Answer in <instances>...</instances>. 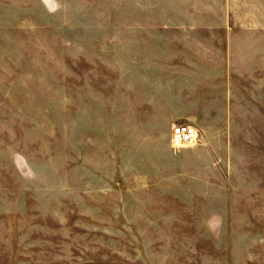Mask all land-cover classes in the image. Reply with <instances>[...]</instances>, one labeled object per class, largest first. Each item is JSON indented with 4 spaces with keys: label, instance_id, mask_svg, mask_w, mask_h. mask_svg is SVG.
I'll use <instances>...</instances> for the list:
<instances>
[{
    "label": "rangeland",
    "instance_id": "obj_1",
    "mask_svg": "<svg viewBox=\"0 0 264 264\" xmlns=\"http://www.w3.org/2000/svg\"><path fill=\"white\" fill-rule=\"evenodd\" d=\"M162 8L163 0H0V264H132V243L146 234L193 257H180L185 264L221 261L229 239L264 255V120H250L242 137L244 166L215 176L212 190L234 197L231 216L224 200H211L202 206L210 215L175 217L179 230H135L133 176L135 187L142 157L155 154L141 149L170 144V130L140 134L147 129L135 127L128 105L92 88L100 64L103 80L115 74L108 36L92 27Z\"/></svg>",
    "mask_w": 264,
    "mask_h": 264
},
{
    "label": "crops",
    "instance_id": "obj_2",
    "mask_svg": "<svg viewBox=\"0 0 264 264\" xmlns=\"http://www.w3.org/2000/svg\"><path fill=\"white\" fill-rule=\"evenodd\" d=\"M162 12L113 17L92 27L115 51L107 58L114 78L103 80L100 64L92 87L106 103L128 105L135 127L147 129L140 134L170 130L174 123L194 125L199 133L190 147H142L155 154L142 157L145 170L135 176V187L133 176L130 199L131 215L140 220L135 230L146 233H161L168 224L179 230L175 217L181 215L212 214L202 211L211 200H224V215L231 216L234 197L230 188L212 190L220 188L215 176L244 166L236 152L242 137L250 134V120H264V0H163ZM147 236L132 243V264H185L180 257L191 263L185 252L171 255L168 241L149 243ZM241 244L229 239L221 261L200 264H264L254 243ZM239 246L243 254H235Z\"/></svg>",
    "mask_w": 264,
    "mask_h": 264
},
{
    "label": "built area",
    "instance_id": "obj_3",
    "mask_svg": "<svg viewBox=\"0 0 264 264\" xmlns=\"http://www.w3.org/2000/svg\"><path fill=\"white\" fill-rule=\"evenodd\" d=\"M169 141L174 147L192 146L199 142V133L194 125L174 123L170 127Z\"/></svg>",
    "mask_w": 264,
    "mask_h": 264
}]
</instances>
